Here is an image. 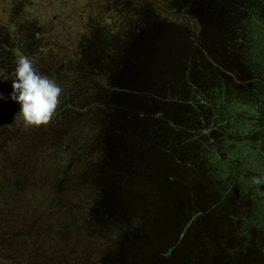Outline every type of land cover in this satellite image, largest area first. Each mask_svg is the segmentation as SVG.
<instances>
[{"label": "trees", "instance_id": "16d2710c", "mask_svg": "<svg viewBox=\"0 0 264 264\" xmlns=\"http://www.w3.org/2000/svg\"><path fill=\"white\" fill-rule=\"evenodd\" d=\"M78 1H0V92L11 91L20 57L63 89L54 116L39 127H26L17 104L0 101V264H172L180 248L177 234L184 237L216 206L194 201L209 195L189 161L158 169L164 147L177 144L166 137L162 145L163 129L176 128L164 108L146 113L145 105L136 109L104 86L109 80L102 74L121 76L125 50L143 28L114 22L144 20V3L102 0L96 10L103 22H87L89 15L81 18L87 5L73 9ZM114 6L116 21L108 16ZM212 19L214 41L231 55L223 53L238 66L233 68H252L257 42L264 39V0H229ZM257 70L264 71V64ZM251 74V81L263 82L261 74ZM174 99L159 100L168 105ZM238 173L251 172L238 166ZM177 193L190 204L174 203ZM178 210L186 213L182 220L175 218ZM167 231L173 237L162 246ZM209 232L205 238L214 235ZM187 239L181 246H188ZM191 245L185 254L194 258L193 240ZM184 264L210 263L199 256Z\"/></svg>", "mask_w": 264, "mask_h": 264}, {"label": "flooded vegetation", "instance_id": "af4514ba", "mask_svg": "<svg viewBox=\"0 0 264 264\" xmlns=\"http://www.w3.org/2000/svg\"><path fill=\"white\" fill-rule=\"evenodd\" d=\"M182 58L188 63L182 64L183 68L162 87H167L170 97L183 96L188 105L175 101L177 105L163 110L176 128L163 129L162 145L165 146L166 137L177 144L164 147L157 167L185 166L189 161L190 172H197L199 180L202 177L209 195L194 201L200 206L206 202L211 207L215 204L216 210L208 218L204 219V215L195 221L184 233L187 247L181 246L184 237L177 234L180 248L172 264L196 262L199 256L206 257L210 264H264V182H253L255 177L264 180V85L249 81L253 77L251 71L257 77L261 74L264 81V71L257 70L259 57H251L252 68L241 69L237 83L231 80L228 70L213 69L195 53L181 55ZM251 107L259 109L257 117L251 116ZM176 130L184 138L172 133ZM182 140H186L184 145ZM165 148H169V153ZM238 166L251 173L239 174ZM184 201L190 204L189 198ZM183 212H175V218L182 220L186 214ZM202 230L207 233H200ZM209 230L214 235L208 239L205 237L211 233ZM172 237V231L164 233L162 246ZM192 240L197 253L194 258L188 252L185 254L188 247L192 250Z\"/></svg>", "mask_w": 264, "mask_h": 264}, {"label": "rangeland", "instance_id": "374dc122", "mask_svg": "<svg viewBox=\"0 0 264 264\" xmlns=\"http://www.w3.org/2000/svg\"><path fill=\"white\" fill-rule=\"evenodd\" d=\"M0 1H3V5L6 3L9 5L8 0ZM16 1L29 6L33 0ZM101 1L79 0L80 6L77 5V8L73 9L78 11L85 4L87 9L82 12L81 18H87L89 15L87 22H93L92 19L94 18L103 22L96 10L100 7ZM111 1L106 0L107 3H111ZM116 2L120 3L123 0H116ZM139 2L144 3L145 6L140 9L144 18L142 21L135 18L133 21L123 20L122 17L117 20L115 12L111 13L112 10L116 9V6L110 12L108 11V16H113V21L117 20L114 22L115 26L124 24L132 26L133 22H136L135 28H139L140 23V27H143L138 34L132 37L131 46L125 50L126 65L121 76L111 75V78L107 74H102L105 79L109 80L108 83L105 80L104 86L113 87L112 94L116 96V99L125 98L136 109L137 106L142 108L145 105L146 113H149L153 107L155 109L159 107L169 109L168 105H177L176 102H170L166 106L159 99L166 100L170 97L167 87L162 86L169 81L173 73L179 72L183 68L182 64L185 66L188 63L184 58L181 59V55L184 56L188 53H195L208 64L210 63L213 69L216 68L220 72H222L221 69L228 70L231 80L235 83L239 82L241 69L233 68L238 66L229 63L228 59L230 58L223 54L225 51L223 49L221 51L218 43L214 41L217 31L216 22L212 19V15L216 11L225 9L229 0H160L159 5L156 4V0H139ZM90 4L94 8L90 7ZM108 22L112 21L109 20ZM96 25L98 24L96 23ZM257 45L258 48L255 49V53L259 57V65H262L264 64V39L260 38ZM258 83L261 86L264 85V81ZM182 97L178 95L179 99L170 98H175V101L188 105V100ZM250 112H252L251 116L257 117L259 109L251 107ZM229 114L236 116L234 113ZM252 121L256 122L257 120L253 119ZM142 202H147V200L142 199Z\"/></svg>", "mask_w": 264, "mask_h": 264}, {"label": "clouds", "instance_id": "9594fccd", "mask_svg": "<svg viewBox=\"0 0 264 264\" xmlns=\"http://www.w3.org/2000/svg\"><path fill=\"white\" fill-rule=\"evenodd\" d=\"M10 89L7 96L0 92V101L16 103L18 115L26 127L47 125L60 104L63 91L54 79L37 71L28 57L18 58ZM253 182L259 184L264 180L255 177Z\"/></svg>", "mask_w": 264, "mask_h": 264}, {"label": "water", "instance_id": "95a60500", "mask_svg": "<svg viewBox=\"0 0 264 264\" xmlns=\"http://www.w3.org/2000/svg\"><path fill=\"white\" fill-rule=\"evenodd\" d=\"M166 168V167H165ZM200 192V190L199 189H195L194 190V193L196 194V193H199ZM180 198L182 199V198H184L185 199V196H182V194H179V193H177L176 195H174L173 196V201H174V203H176V204H179V203H184L185 201H180ZM204 204V203H203ZM180 205V204H179ZM203 207H204V205H203Z\"/></svg>", "mask_w": 264, "mask_h": 264}]
</instances>
